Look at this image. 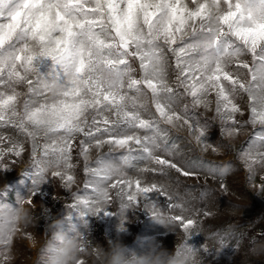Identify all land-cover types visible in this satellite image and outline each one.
<instances>
[{"label": "snow or ice", "instance_id": "snow-or-ice-1", "mask_svg": "<svg viewBox=\"0 0 264 264\" xmlns=\"http://www.w3.org/2000/svg\"><path fill=\"white\" fill-rule=\"evenodd\" d=\"M213 0H0V157L23 151L21 137H31L41 126L49 136L72 152L77 145L81 157L88 146L107 144L124 150L119 165L107 163L104 156L84 165L92 179L84 183V191L76 194L72 205L83 218L91 211V200L101 197L106 205L109 192H99L98 185L111 183L120 201L121 215L136 205L129 190L145 193V207L153 213L161 210L148 202V194L158 193L168 198V209H181L173 196L156 183L144 182L142 174L155 168L140 169V175L127 178L125 168L135 162L175 169L184 176L192 171L182 168L172 159L175 144L170 142L167 125L172 122V109L181 96H191L199 103L201 89H216L217 111L229 113L227 127L259 125L260 131L250 136L247 148L239 155L251 168L264 163V0H219L227 9L212 16ZM166 21V22H165ZM192 24L191 35L176 42V36ZM166 34L169 47L160 42ZM59 37V39H56ZM167 53V56H165ZM251 56L250 64L231 65L243 69L248 83L238 87L249 98L248 119L237 124L239 107L232 103L226 85H235L236 77L228 61L239 56ZM172 65L175 86L167 90L168 65ZM35 70L36 78L32 79ZM27 86L23 112H9L17 102L13 89ZM142 91L151 96L150 110H145L138 96ZM51 95V101L47 99ZM44 98L43 103L39 100ZM186 123L197 132L198 140H207L198 120L183 111ZM177 117L181 113H175ZM48 117V120H44ZM223 122V121H222ZM12 130L14 134H7ZM55 149V145H52ZM37 148L33 146V156ZM35 171H26L35 191L45 180V169L34 162ZM72 177L65 176V181ZM23 183V181H21ZM23 199L16 196V201ZM0 207L13 208L0 201ZM103 209H97L99 215ZM110 215L109 211H103ZM175 220L189 230L192 220L177 215ZM69 229L81 237L77 226L67 220ZM86 223V222H85ZM122 225V224H121ZM0 235V245L8 240ZM187 247V246H186ZM192 249V248H191ZM192 251H194L192 249Z\"/></svg>", "mask_w": 264, "mask_h": 264}, {"label": "rangeland", "instance_id": "rangeland-1", "mask_svg": "<svg viewBox=\"0 0 264 264\" xmlns=\"http://www.w3.org/2000/svg\"><path fill=\"white\" fill-rule=\"evenodd\" d=\"M247 118L246 112L244 119ZM247 127L251 130L250 135L230 145L221 138L219 126L212 124L207 141L218 145L222 149L220 153L212 152L211 149L202 153L183 136L170 135V142L175 144L174 155L167 156L161 152H157V155L172 159L182 168L190 169L193 173L190 176L167 167L160 170V166L148 161H138L135 162V167L124 169L131 178L140 175V169H157L143 173L142 178L148 184L156 183L158 187L163 185V189L173 196V203L181 204L194 214L200 226L185 241V246L198 253L203 264H264V251L259 255L252 252V249L264 245V169L258 164L249 168L239 155L241 148L248 147L249 137L260 131V126ZM7 134L14 133L9 130ZM27 147L29 151L20 157L5 155L3 162L8 168L0 169V201L17 207L24 198L31 199L34 205H29L32 208V223L27 228H22L6 248L0 245V264H7L5 257L9 248L12 249L13 257L11 264H39L37 245H42L52 231L49 229L50 224L44 220H54L56 214L58 219L64 221L63 230L69 236L77 238L76 233L69 229L68 218L71 217V223L77 226L83 238L77 239L81 242L82 254L89 264L94 259L89 253L94 249L100 248L108 253L117 244L123 248L124 257L129 260L154 254V249L159 251L157 241L169 250L172 249L175 235L153 221L151 207L144 206L146 201L125 209L121 215L116 190L111 189V199L99 215L91 213L81 218L80 213L72 207L76 203L73 193L63 189L58 178L46 173L44 182L33 191L31 181L24 175L26 171L36 170L30 154L31 145ZM109 149V145H104L99 149L97 158L103 155L105 162L119 165V156L124 150ZM39 151L38 149L37 152ZM77 160L81 165V177H86L82 170L84 162L78 155V149L73 152V162ZM83 191L82 181L76 194H83ZM17 195L23 197L19 202L16 201ZM57 196L62 198L58 204L55 203ZM148 202L157 205L161 211L177 210L168 209L167 196L158 193L148 194ZM103 211L111 214L106 216ZM121 224L126 231H119Z\"/></svg>", "mask_w": 264, "mask_h": 264}, {"label": "clouds", "instance_id": "clouds-1", "mask_svg": "<svg viewBox=\"0 0 264 264\" xmlns=\"http://www.w3.org/2000/svg\"><path fill=\"white\" fill-rule=\"evenodd\" d=\"M212 16H219L227 9L224 4L220 3L219 0H213L210 8L208 9ZM166 22V21H165ZM192 24H188L187 29L182 33L176 36V42L179 43L182 38H187L191 35ZM56 39H59L57 37ZM160 42L164 47H169V43L166 39V34L161 33L159 36ZM167 56V53H165ZM252 63L251 56H239L228 61L229 70L236 77L235 85H226L231 94L232 103L236 104L240 112L237 114L239 119L237 124L247 123V119H244L245 113H248L249 107V98L244 94L243 90L238 87V85L243 82L248 83L247 73L241 69L232 68L231 65L234 64H250ZM168 79L164 84V89L167 90L175 86V78L173 74L172 65H168ZM36 78V72L33 70L32 79ZM15 95L17 96V102L10 109L5 112L7 115L9 112L19 116L23 112V101L27 92V86L24 84H17L13 89ZM216 92L215 88L211 86L201 89V96L199 98V103H196L191 96H181L177 104L172 109L173 119L170 124L167 125L169 136L172 134H177L183 136L190 144L197 146L202 153L207 152L211 149L212 152L220 153L222 149L218 145H214L207 140H198L197 132L191 130V123L185 122V117L183 116V111L185 107L189 110V115L198 120L203 127L207 125L204 129L205 135L207 136L210 131V126L216 124L220 129V136L223 140L227 141L230 145H234L239 142L242 138H245L250 135L251 130L248 127H237L232 125L227 127V124H230L231 121L228 119L229 113L223 110L221 107L220 111H217V100L214 93ZM141 104L144 106L145 110H150L151 105V96L149 92L142 91L138 94ZM49 102L51 101V95L47 97ZM44 98L39 100V103H43ZM264 104V101H261ZM181 113L179 117L175 113ZM44 120H48V117H44ZM223 121V122H222ZM255 127L256 125H252ZM31 145V155L33 157V163L37 160L40 161V166L45 169L47 174H50L51 177L58 178L62 183L61 187L66 191L73 193L76 197V191L80 190V184L83 181L92 179L91 173L86 177H81V165L80 161L77 160L73 162V152L77 149V145L72 144L70 147L73 149L72 152L64 147L60 142L59 137H52L48 134V129L44 126L39 127L31 137H24L22 139V154L29 151L27 145ZM36 146L39 153L33 156V146ZM52 145H55V149L52 148ZM106 145V144H104ZM102 145L101 148L104 146ZM95 144L88 146L86 154L82 157L83 159V171L84 165L92 164L99 155V149ZM110 151L120 150L119 148L112 149ZM264 153V149H260ZM78 155L79 151H78ZM19 156V157H20ZM4 157H0V169H7L8 165L5 164ZM81 157V156H80ZM261 169H264V163L257 162ZM71 176V181H65V176ZM127 175V174H126ZM130 178L131 177H128ZM160 187H164L161 185ZM99 192H109L111 191V183L104 182L98 185ZM129 195L135 197L136 201H144L145 193L136 191L133 187L129 190ZM79 204L78 201H76ZM32 204V200L24 198L19 206L9 208H0V235H3L6 238H10L8 243L10 244L13 237L21 231L22 228H27L32 223V208L29 207ZM105 206L101 197L97 196L91 200L89 205L91 211L89 214L94 213L97 209H103ZM181 215L186 220H192L194 223L189 230H184L180 222L174 219L175 216ZM153 221L162 226L168 232L175 235V240L171 250L162 246L160 242L157 243L160 245L159 251L153 250V253H149L146 256H140L133 260L126 259L123 254V248L117 244L112 246L111 251L104 253L102 249L96 248L93 252L89 253L94 259L92 264H96L99 261V264H203V260L198 257V253L192 251L190 247L185 246V241L189 239L192 235V232L199 228V222L192 214L191 210L188 208L177 209L173 212L160 211L159 213L151 214ZM64 221L62 219H56L52 221L49 225V229H52L51 235L48 236L47 240L41 245L38 243L37 250L39 255V264H89V261L83 255V248L81 242L72 236H69L63 230ZM127 229L122 224L119 226V231L124 232ZM39 241V238H36ZM107 243V241H106ZM104 243V244H106ZM101 244V243H99ZM103 245V244H101ZM7 256L5 260L7 264H11L12 260V249L9 248L6 250ZM261 251H264V245H260L258 248L252 249L254 255H259Z\"/></svg>", "mask_w": 264, "mask_h": 264}, {"label": "built area", "instance_id": "built-area-1", "mask_svg": "<svg viewBox=\"0 0 264 264\" xmlns=\"http://www.w3.org/2000/svg\"><path fill=\"white\" fill-rule=\"evenodd\" d=\"M61 201H62L61 196H57V198H55V203H56V204L60 203ZM56 219H58L57 214H56V217H55L54 220H56ZM54 220H50V219L46 218V219L44 220V222H45V223H48V224H51L52 221H54Z\"/></svg>", "mask_w": 264, "mask_h": 264}]
</instances>
